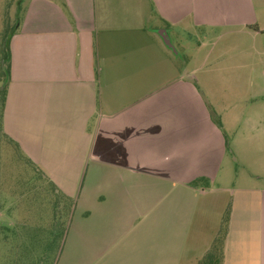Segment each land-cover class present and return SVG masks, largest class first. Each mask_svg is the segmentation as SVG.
I'll return each mask as SVG.
<instances>
[{"label": "crops", "instance_id": "0c3cea01", "mask_svg": "<svg viewBox=\"0 0 264 264\" xmlns=\"http://www.w3.org/2000/svg\"><path fill=\"white\" fill-rule=\"evenodd\" d=\"M231 35L263 40L264 0L28 2L4 132L75 201L57 264H199L227 212L222 264H264V170L215 188L232 153L205 91L217 77L200 84L179 59Z\"/></svg>", "mask_w": 264, "mask_h": 264}, {"label": "rangeland", "instance_id": "374dc122", "mask_svg": "<svg viewBox=\"0 0 264 264\" xmlns=\"http://www.w3.org/2000/svg\"><path fill=\"white\" fill-rule=\"evenodd\" d=\"M29 1L0 0V63L7 51L9 35L19 26L18 16L22 18ZM262 39L256 42L252 36L231 35L206 41L201 49L195 44H186L179 50L180 64L196 70L194 75L200 84L208 75L217 77L213 78L215 87L205 91L221 118L220 123L227 129L228 153H232L222 170L227 178L223 181L220 177L215 188L240 187L244 177L264 170L263 166L257 171L254 165L264 151L256 150L250 141L264 132V125H254L255 121L264 120V36ZM3 81L0 72V86ZM220 86L224 89L217 88ZM240 117L245 120L237 132ZM70 209L68 201L43 174L27 162L16 146L0 136V264L20 262L25 251L37 263L46 252L45 243L51 236H55V241L51 254L47 249L50 257L47 264L58 262L64 234L71 222ZM69 256L73 262H80V257H84L73 252Z\"/></svg>", "mask_w": 264, "mask_h": 264}, {"label": "trees", "instance_id": "16d2710c", "mask_svg": "<svg viewBox=\"0 0 264 264\" xmlns=\"http://www.w3.org/2000/svg\"><path fill=\"white\" fill-rule=\"evenodd\" d=\"M21 20H22V18L18 16V22H19L18 25L19 26L21 24ZM19 26L17 28H15L14 30H12V32L10 33L9 38H8L9 41H8V45H7V51H6V53L4 52L3 59L1 60V63H0V72L3 74V77H4L3 85L0 86V136L2 138H5V140L9 144H13L14 146H16V148L21 152L19 146L4 132L5 103H6L7 87H8V83L10 80V67H11L10 42H11L13 36L16 34ZM218 123H219V121H218ZM24 158L27 160L28 163H30V165H32L34 168H36V170H38L41 174H43V176L48 180V182L52 185V187H54L55 191H57L60 195H62V197L66 201H68V203L71 205L70 214L72 215L74 207H75V201L73 199L67 197L66 195L62 194L57 189V187L45 176V174L34 163H32L25 156H24ZM228 224H229V212H227L226 216L224 217L221 231H220L219 235L217 236L212 248L210 249V251L206 254V256L203 258V260L199 264H222L223 257H224V244H225V239H226L227 233H228ZM66 232H67V229L65 231L64 236H66ZM53 233L55 234V231ZM50 238H49L50 240H48L45 243L46 252H44L37 259V263H34V260H32L31 255H30L31 258H29L28 253L25 251L23 256L20 257L21 261L20 262L18 261V263L15 261L16 264H47V262L50 259L49 252L51 254V249H52V246L54 245L53 243L55 241V236H51ZM32 241H33V243L36 242L35 239H33ZM48 248H49V252H47ZM58 259H59V257H58ZM55 264H57V260H56Z\"/></svg>", "mask_w": 264, "mask_h": 264}, {"label": "water", "instance_id": "95a60500", "mask_svg": "<svg viewBox=\"0 0 264 264\" xmlns=\"http://www.w3.org/2000/svg\"><path fill=\"white\" fill-rule=\"evenodd\" d=\"M158 33H159V35L161 36V38L163 39L165 45H166L167 47H169L170 49H173V45H172V43H171V41H170V39H169V36H168L167 32L164 31V30H161V31H159Z\"/></svg>", "mask_w": 264, "mask_h": 264}]
</instances>
